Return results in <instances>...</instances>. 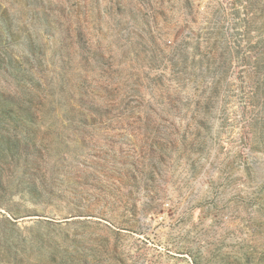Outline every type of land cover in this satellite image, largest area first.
<instances>
[{
  "label": "rangeland",
  "instance_id": "rangeland-1",
  "mask_svg": "<svg viewBox=\"0 0 264 264\" xmlns=\"http://www.w3.org/2000/svg\"><path fill=\"white\" fill-rule=\"evenodd\" d=\"M0 264H264V0H0Z\"/></svg>",
  "mask_w": 264,
  "mask_h": 264
}]
</instances>
